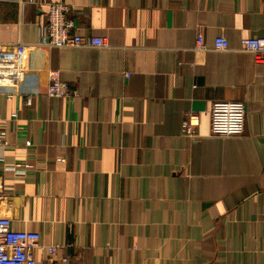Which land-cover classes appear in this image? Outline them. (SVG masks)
Masks as SVG:
<instances>
[{
	"label": "crops",
	"instance_id": "obj_1",
	"mask_svg": "<svg viewBox=\"0 0 264 264\" xmlns=\"http://www.w3.org/2000/svg\"><path fill=\"white\" fill-rule=\"evenodd\" d=\"M55 1L108 45H40ZM248 36H264V0H0L1 214L70 264H264V62ZM54 69L74 95H47ZM216 101L245 104L241 135L211 134Z\"/></svg>",
	"mask_w": 264,
	"mask_h": 264
},
{
	"label": "built area",
	"instance_id": "obj_2",
	"mask_svg": "<svg viewBox=\"0 0 264 264\" xmlns=\"http://www.w3.org/2000/svg\"><path fill=\"white\" fill-rule=\"evenodd\" d=\"M198 49L205 48L202 37L197 38ZM40 45L52 48L64 47H103L108 39L100 36H82L77 32V24L71 16V7L64 1L48 4L47 24L41 29ZM242 49L254 55L256 61L264 62V36H248L241 39ZM224 36L215 39L218 50L230 49ZM67 81L61 78L60 70L49 72L47 95L49 97H70L76 93ZM10 97V96H9ZM30 104L31 97H27ZM13 117L17 116L13 113ZM246 108L242 101H216L210 109V132L215 136L230 137L241 135L245 130ZM183 134L186 137L199 138L200 115L188 111L184 115ZM5 131H0V144L4 142ZM30 142L28 141V144ZM63 245L41 242V234L36 230H22L14 227L13 220L0 211V264H70L67 255H59ZM69 247L70 245H64ZM37 250L41 259L37 258ZM110 264V263H100Z\"/></svg>",
	"mask_w": 264,
	"mask_h": 264
}]
</instances>
